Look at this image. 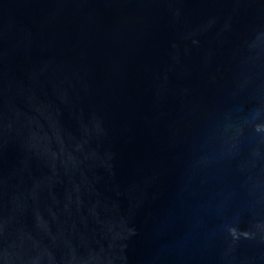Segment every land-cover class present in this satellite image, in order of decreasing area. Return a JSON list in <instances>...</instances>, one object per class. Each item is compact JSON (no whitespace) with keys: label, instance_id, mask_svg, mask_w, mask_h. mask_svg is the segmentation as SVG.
<instances>
[{"label":"water","instance_id":"obj_1","mask_svg":"<svg viewBox=\"0 0 264 264\" xmlns=\"http://www.w3.org/2000/svg\"><path fill=\"white\" fill-rule=\"evenodd\" d=\"M0 264H264V0H0Z\"/></svg>","mask_w":264,"mask_h":264}]
</instances>
